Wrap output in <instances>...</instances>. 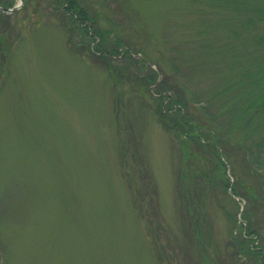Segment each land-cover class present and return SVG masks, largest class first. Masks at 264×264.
I'll return each mask as SVG.
<instances>
[{"label": "rangeland", "instance_id": "obj_1", "mask_svg": "<svg viewBox=\"0 0 264 264\" xmlns=\"http://www.w3.org/2000/svg\"><path fill=\"white\" fill-rule=\"evenodd\" d=\"M204 1L88 0L105 44L143 59L114 74L53 0L0 18V264H264V114L239 124L264 88L242 81L238 13ZM167 91L199 145L159 120Z\"/></svg>", "mask_w": 264, "mask_h": 264}, {"label": "trees", "instance_id": "obj_2", "mask_svg": "<svg viewBox=\"0 0 264 264\" xmlns=\"http://www.w3.org/2000/svg\"><path fill=\"white\" fill-rule=\"evenodd\" d=\"M27 1L28 0H24V3H28ZM87 1L88 0H86V2L84 0H53L52 4L54 3L53 6L60 9L62 14L65 15V19L72 23L73 27H79L81 31L90 38L88 39L89 42L87 41V44L89 45V51L95 57L106 61V63L109 65L108 70L112 74H114L116 70V65L113 63L114 56L119 54H123V57L126 59L124 65H127V67L129 66L130 69L134 68L133 65H136L138 61H142L143 59L139 57L137 58L136 55L133 54L134 49L132 47L120 48L119 46L123 45L121 37H118L116 40H114L115 44L113 47L105 44V40L107 41L109 38L108 33L106 34L105 29L96 25L94 16L91 14V11L88 7L90 4ZM198 1L200 3L201 0ZM14 3L15 0H0V4L8 7L13 6ZM201 6L203 10L211 6L223 9L227 8L229 13H238L240 16V32L238 31V26H232L231 35L234 38L240 39V45H243L244 47L249 46L248 51L253 53V56L248 59L247 56L249 52H246V63L241 60L242 62L240 63V68L246 70L244 71L245 74H242V81L248 82L250 84H258L264 88V0H205ZM3 15H6V12L0 9V18H2ZM229 20L230 18L228 17L224 18L225 23H227ZM252 28L258 29V31L254 32ZM236 34H240V36ZM6 42H9L8 34L6 31H2L0 32V54L6 51L7 48L5 45H3V43L6 44ZM233 44H229L228 49L232 47ZM221 47L227 49L226 45ZM256 51L260 52V55H256ZM148 76L149 80L152 79V82H156L159 77V72L154 68L151 75ZM230 86L231 85H229V88ZM260 90L258 91V95L254 98L255 103L253 105L251 104L252 109L246 110L240 115V129H243L247 124H249L252 118H254L256 115L261 113L264 114V90ZM164 100H166V102L163 104ZM185 100L183 99V95L181 93L178 96L172 97L170 92H165V94L161 96L162 105L164 107L161 106L158 108V118L167 128L177 131L182 143H185V141L190 139H194L199 145L203 133H197L196 130H194L197 126L195 124L197 120L189 115L187 111L188 99L185 97ZM251 105L249 107H251ZM167 115H170V117H166ZM189 130L191 131L187 132ZM184 134L187 135V138L183 137ZM212 139H214L211 142L213 145H224L223 138L219 136H212ZM184 146L187 148L186 144H184ZM217 158L216 174L222 170L223 177H227L226 162L221 159L218 154ZM249 166L253 167L252 159L249 160ZM253 172L256 171L252 170V168L248 170L249 175H253ZM232 173L234 175L233 183L231 184L229 178L227 177L226 186H231L235 194L243 197L245 193L241 194V192L239 193L238 190L239 179L234 170ZM206 175L205 178L208 181L212 175L209 172ZM248 187H253V185H249ZM251 194L252 197H255L254 189L252 190ZM242 215L244 214L242 213ZM245 229L246 231L243 233L246 235L243 234V238H247V242L253 247L254 245L252 243L255 241L253 238V234L256 232L255 228L253 225H246ZM243 243L245 244L244 239ZM255 248V251L258 253L262 250L261 247Z\"/></svg>", "mask_w": 264, "mask_h": 264}, {"label": "water", "instance_id": "obj_3", "mask_svg": "<svg viewBox=\"0 0 264 264\" xmlns=\"http://www.w3.org/2000/svg\"><path fill=\"white\" fill-rule=\"evenodd\" d=\"M19 7V5H15L14 7H12V8H7V7H3L4 9H8V10H11V11H14V10H16L17 8Z\"/></svg>", "mask_w": 264, "mask_h": 264}]
</instances>
